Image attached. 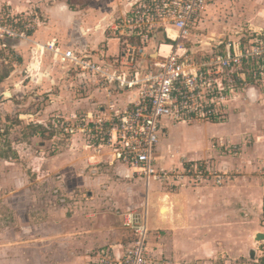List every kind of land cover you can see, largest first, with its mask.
<instances>
[{
    "label": "rangeland",
    "instance_id": "1",
    "mask_svg": "<svg viewBox=\"0 0 264 264\" xmlns=\"http://www.w3.org/2000/svg\"><path fill=\"white\" fill-rule=\"evenodd\" d=\"M108 1L0 0V17L28 25L26 39H15L27 45L14 50L0 39V264H103L130 242L123 214L145 215L148 192V264L258 263L264 257V241L254 239L264 233V112L250 99L264 105V85L246 83L232 93L221 120L232 126L231 135L206 123L177 124L172 133L169 126L160 134L166 151L156 161L167 175L148 184L98 145L96 120L86 116L92 105L85 98L94 91L80 86L74 66L47 54L36 59L42 42L32 37L47 26L45 9L64 2L89 12ZM130 10L113 14L108 25L127 69L135 68L127 49L139 58L151 39L129 34ZM263 33L264 0H214L186 47L201 59L223 42H262ZM31 63L36 66L28 68ZM195 153L201 158L189 160ZM162 206L172 211L162 215Z\"/></svg>",
    "mask_w": 264,
    "mask_h": 264
},
{
    "label": "built area",
    "instance_id": "2",
    "mask_svg": "<svg viewBox=\"0 0 264 264\" xmlns=\"http://www.w3.org/2000/svg\"><path fill=\"white\" fill-rule=\"evenodd\" d=\"M212 2L214 0H138L133 3L130 18L124 24L129 34L148 39L153 31L162 30L168 42L166 55L151 58L143 71L137 68L133 74L109 73L87 56L49 46L59 63L101 74L105 83L136 91L133 101L121 110H113L107 119L92 123V129L101 134L98 145L103 143L112 160L130 166L147 182L167 175V171L156 164V153L160 134L163 135L168 124L221 122L229 111L232 93L240 88L238 85H264V33L262 42L229 41L220 43L224 44L221 48L217 44L218 52L213 51L201 59L194 58V51L186 47L188 41L196 37L203 15ZM27 26L8 16L0 17V39H26ZM133 54L134 49L130 54L128 48L124 56H130L136 67L139 60ZM122 224L133 232L130 243L122 255L103 257L101 262L148 264L147 213L140 218L133 212L124 213Z\"/></svg>",
    "mask_w": 264,
    "mask_h": 264
},
{
    "label": "crops",
    "instance_id": "3",
    "mask_svg": "<svg viewBox=\"0 0 264 264\" xmlns=\"http://www.w3.org/2000/svg\"><path fill=\"white\" fill-rule=\"evenodd\" d=\"M135 1V0H134ZM138 1V0H136ZM133 4V0H109L103 5H99L98 9H90L89 12H85L84 10H72L66 3H56L53 6L45 9V19L47 20V26H43V31L40 32L39 29L36 33L33 34L32 38H37L42 42L39 46V52H36V59H39L41 55L47 54L52 56V60L57 62L56 58L53 57V51L47 50L49 45L54 46L55 43H58L59 47L62 51L73 50L79 56H87L91 62H97L99 66H103L109 72H124L128 74H133L137 68L140 71H143L144 66L150 61L151 58L161 57L162 55H166L168 51L167 41L164 40L162 30H155L151 33V39L149 46L145 53L138 58V63L136 67H130L127 69L123 65V61L117 59L118 57V45L116 39L110 37V30L108 29L109 22L114 21L115 18L113 14H120V11L125 9L126 11ZM118 7V8H117ZM96 8V7H95ZM87 10V9H86ZM119 11V13H118ZM121 15V14H120ZM111 26V25H110ZM32 34V32H31ZM2 45L9 46L11 49H17V47L22 45H27L21 40L15 39H4L1 41ZM46 44V45H45ZM46 50V51H45ZM158 50L160 52L158 53ZM48 51V53H46ZM35 67L36 64L31 63L28 65V68ZM52 66L48 65L45 68H42L45 73L48 75H52L53 72ZM71 68V67H70ZM72 69H66L64 73L72 72ZM77 78V82H79L82 88L89 87L91 92L90 98L91 107L87 109L86 116L88 120L93 121L99 119H107L112 113L113 110H121L128 103L134 100L136 91L134 89H121L117 87L116 83H105L104 79H102L101 74L93 73L91 71L82 70L80 68L74 67V74ZM101 77V78H100ZM72 80V76H67ZM98 81L100 83H98ZM66 84H69L71 81L63 78V81ZM105 89V90H104ZM100 91V92H99ZM105 91H109V93H105ZM95 96V97H93ZM103 99V100H102ZM98 100V101H97ZM105 102L107 106L99 105L102 102ZM255 105L253 109L255 111H261L260 115H263L264 105L259 104L260 101L258 99H250ZM112 106V108H110ZM263 108V111L259 108ZM108 108V109H107ZM236 116H240L238 113ZM230 120V119H229ZM193 123V124H192ZM190 124H212L221 128V131L225 135H231L230 132L232 128L228 122H192ZM177 124L188 125L184 123H174L168 124L169 133H172V128ZM167 130H164L162 134H166ZM197 150V141L193 143ZM162 151L165 153L166 147H164V142L160 138V144L158 145L156 156L157 158H162V156L157 155L158 152ZM196 151V150H195ZM190 153V152H189ZM195 158L200 159V154H193L190 156L189 160H196ZM223 167L227 168L225 165ZM163 168V167H161ZM152 180L148 181L149 184ZM151 185V184H150ZM149 191V189H148ZM173 197L176 195H172ZM209 201V198H206ZM149 192L146 197V213H147V223L149 216ZM162 208V207H161ZM167 208V207H166ZM161 210V209H160ZM171 212V207L167 208V212ZM166 212V213H167ZM156 220L154 219V222ZM157 223V222H156ZM130 243V242H129ZM128 243V244H129ZM127 244V245H128ZM126 245V246H127ZM119 249L114 252L115 256L122 255L126 246L119 244ZM160 246V245H159ZM159 250V248H158ZM148 251V247H147ZM148 254V252H147Z\"/></svg>",
    "mask_w": 264,
    "mask_h": 264
},
{
    "label": "water",
    "instance_id": "4",
    "mask_svg": "<svg viewBox=\"0 0 264 264\" xmlns=\"http://www.w3.org/2000/svg\"><path fill=\"white\" fill-rule=\"evenodd\" d=\"M254 239L256 241H264V233L258 232L255 234Z\"/></svg>",
    "mask_w": 264,
    "mask_h": 264
},
{
    "label": "bare ground",
    "instance_id": "5",
    "mask_svg": "<svg viewBox=\"0 0 264 264\" xmlns=\"http://www.w3.org/2000/svg\"><path fill=\"white\" fill-rule=\"evenodd\" d=\"M166 212H167V208L165 206H162L161 208L162 215H165Z\"/></svg>",
    "mask_w": 264,
    "mask_h": 264
},
{
    "label": "trees",
    "instance_id": "6",
    "mask_svg": "<svg viewBox=\"0 0 264 264\" xmlns=\"http://www.w3.org/2000/svg\"><path fill=\"white\" fill-rule=\"evenodd\" d=\"M255 264H264V257H262V258L260 259V261H259L258 263H255Z\"/></svg>",
    "mask_w": 264,
    "mask_h": 264
}]
</instances>
